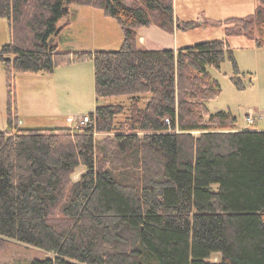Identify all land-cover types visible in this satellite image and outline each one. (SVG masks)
Returning a JSON list of instances; mask_svg holds the SVG:
<instances>
[{"label": "trees", "instance_id": "1", "mask_svg": "<svg viewBox=\"0 0 264 264\" xmlns=\"http://www.w3.org/2000/svg\"><path fill=\"white\" fill-rule=\"evenodd\" d=\"M256 3L248 16L219 23L227 37L264 47V0ZM71 4L115 18L121 48L60 51L50 39ZM0 18L11 30L0 49L9 87L0 239L57 254L31 264H264V130L236 129L232 111L207 105L222 91L209 66L230 59L235 85L245 88L227 39L177 50L140 45L142 27L174 34L201 25L180 19L175 0H0ZM84 58L94 62L97 100L132 99L129 120L117 125L124 104L100 103L76 129L22 128L15 73H52Z\"/></svg>", "mask_w": 264, "mask_h": 264}, {"label": "rangeland", "instance_id": "2", "mask_svg": "<svg viewBox=\"0 0 264 264\" xmlns=\"http://www.w3.org/2000/svg\"><path fill=\"white\" fill-rule=\"evenodd\" d=\"M256 5L255 0H176L175 3V13L180 19L195 20L201 24L196 28L179 30L176 37L181 46L227 39L233 47L241 71L239 77L245 88L240 89L235 85L232 77L236 75L230 59L222 63L221 69L209 66L212 78L220 83L222 91L207 105L212 113L232 111L237 117L236 129L242 130H264V47H258L254 40L244 36L227 37L226 27L219 22L229 17L248 16L254 12ZM69 20L71 23L65 25ZM59 26H63V29L50 42L55 39L54 43L58 44L60 51L118 50L124 41L119 22L92 6L69 5ZM10 41L9 20L0 18V49ZM14 85L19 116L17 122L22 128L76 129L85 126L81 125V119L94 112L100 103H121L126 106V112L118 117V126L125 124L131 116L132 99L127 96L97 100L94 62L91 58L60 64L52 73L16 72ZM8 96L7 69L5 63L0 61V130L8 126ZM146 100L147 97L141 100V106H145ZM250 116L254 122L248 120ZM103 136L104 133L98 134L99 138ZM84 169L79 168L74 178L78 179ZM214 187L217 188V185ZM56 255L55 252L16 239H0V264H31L35 258H53Z\"/></svg>", "mask_w": 264, "mask_h": 264}, {"label": "crops", "instance_id": "3", "mask_svg": "<svg viewBox=\"0 0 264 264\" xmlns=\"http://www.w3.org/2000/svg\"><path fill=\"white\" fill-rule=\"evenodd\" d=\"M178 32L179 31L174 34H171L156 26L145 27L139 31V42L140 45L148 48H173L177 50L179 47H182L178 38L176 37ZM54 40L55 39H53L52 41Z\"/></svg>", "mask_w": 264, "mask_h": 264}, {"label": "built area", "instance_id": "4", "mask_svg": "<svg viewBox=\"0 0 264 264\" xmlns=\"http://www.w3.org/2000/svg\"><path fill=\"white\" fill-rule=\"evenodd\" d=\"M248 120H249L250 122H254V121H253V117H251V116L248 118ZM80 123H81V125H87L88 123H90V116H89V115H85V116L81 119Z\"/></svg>", "mask_w": 264, "mask_h": 264}, {"label": "bare ground", "instance_id": "5", "mask_svg": "<svg viewBox=\"0 0 264 264\" xmlns=\"http://www.w3.org/2000/svg\"><path fill=\"white\" fill-rule=\"evenodd\" d=\"M242 130V129H241Z\"/></svg>", "mask_w": 264, "mask_h": 264}]
</instances>
